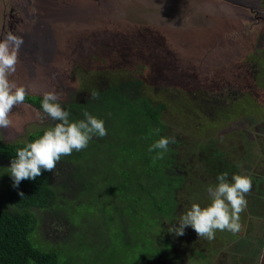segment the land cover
Returning a JSON list of instances; mask_svg holds the SVG:
<instances>
[{
    "label": "rangeland",
    "instance_id": "rangeland-1",
    "mask_svg": "<svg viewBox=\"0 0 264 264\" xmlns=\"http://www.w3.org/2000/svg\"><path fill=\"white\" fill-rule=\"evenodd\" d=\"M17 3L10 0L0 8V39L8 31L24 39L10 81L25 86L26 96L43 99L54 91L63 109L87 101L94 90L142 82L138 93L164 105L166 135L175 137L180 160L188 161L195 176L191 190L185 184L179 194L186 211L194 203L202 208L211 203L207 189L218 183L208 170L211 153L227 157L230 181L242 172L261 175L252 180L239 233L216 230L209 241L189 226L176 236L169 228L178 227L179 212L155 237L156 247L174 245V254L161 256L159 264H257L264 248V0H27L22 10ZM36 106H14L12 125L0 129V140L25 143L58 123L43 112L42 102ZM10 165L0 160L3 180L10 175L3 167ZM68 171L67 165L56 164L55 187L63 185ZM101 177L95 191L90 185L82 191L72 186L69 195L59 191L66 211L44 217L42 234L57 245L43 247L57 251L61 264L133 262L131 249H123L121 219L115 225L108 220V226L104 214L99 220L109 192L108 175Z\"/></svg>",
    "mask_w": 264,
    "mask_h": 264
},
{
    "label": "trees",
    "instance_id": "trees-1",
    "mask_svg": "<svg viewBox=\"0 0 264 264\" xmlns=\"http://www.w3.org/2000/svg\"><path fill=\"white\" fill-rule=\"evenodd\" d=\"M141 85L142 82L134 81L109 86L102 91L95 90L99 93L97 99L72 103L65 109L70 112L69 119L72 121L84 119L85 111L102 119L107 135L103 138L94 136L85 149L73 150L71 155L61 156L57 163L67 165L69 171L60 188L54 186L53 171L43 169L39 177L23 180L18 188L13 187L11 175L7 180L0 177L3 183L0 191V264H61L62 257L57 251L43 247L57 245L50 243L42 234L44 217L53 210L66 211L67 207L61 204L64 198L59 191H66L69 195L68 190L71 191L72 186L82 191V187L88 185L95 191L97 184L103 181L101 175H108L107 183L106 179L104 181L109 192L106 202L100 207L99 220L103 221L100 215L104 214V222L108 226V220L115 225L117 218L121 219V230L126 242L123 249H131L132 264H154L155 261L159 264L161 256L174 254L173 244L164 242L162 248H159L155 246L154 240L157 235L164 233L165 221L172 222L179 216V212L186 213V208L181 207L183 201L179 194L185 184L190 191L196 180L194 174L189 172L190 168L186 164L188 161L180 160V147L176 143L169 145L163 159L154 161L157 153L148 149L161 136H167L168 127L162 118L164 105L154 104L138 93ZM130 88L136 89L135 93ZM42 100L26 98L27 102L35 105ZM47 129L31 134L25 143L0 140V160L11 162L16 158L17 149L34 142ZM154 129H159L160 134L156 135ZM211 155V158H207L210 173L218 177L227 172L230 176V162L224 153L217 151ZM99 164L100 168L96 167ZM78 169L82 170L79 172V184L75 181L79 173L71 177L72 172ZM99 170L102 171L101 175H98ZM254 179L261 180V175ZM74 197L73 205H78L79 198ZM64 202L69 204V201ZM66 218L69 219L67 213ZM84 224L85 221L78 226L83 228ZM73 227H76L75 224ZM77 235L82 236L80 233ZM134 244H137L136 248Z\"/></svg>",
    "mask_w": 264,
    "mask_h": 264
},
{
    "label": "clouds",
    "instance_id": "clouds-1",
    "mask_svg": "<svg viewBox=\"0 0 264 264\" xmlns=\"http://www.w3.org/2000/svg\"><path fill=\"white\" fill-rule=\"evenodd\" d=\"M23 44V37L13 31H8L0 39V129L12 125L10 113L14 106L23 104L28 94L25 86H18L9 79V75L16 71ZM90 95L92 99L99 97L95 90ZM59 99L54 91L43 94V112L59 122L45 130L34 142L17 149L16 158L11 161L9 168L14 188H18L23 180H35L42 174V169L53 171L61 156L71 155L73 150L85 149L94 136L103 138L107 135L105 122L87 111L83 113L84 119L70 120V112L61 107ZM153 132L160 134L159 129ZM176 142L174 136H161L148 150L157 153L154 161L160 160L169 150V145ZM217 181L215 186L207 189L211 203L203 208L197 203L192 204L179 218L178 227L173 225L169 232L183 236L185 229L191 226L199 237L211 241L215 239L216 230H227L233 234L242 230L240 214L247 208L246 196L252 189L251 174H233L230 181L228 173L224 172L218 175ZM20 195L23 196V193ZM257 264H264V252L258 257Z\"/></svg>",
    "mask_w": 264,
    "mask_h": 264
},
{
    "label": "flooded vegetation",
    "instance_id": "flooded-vegetation-1",
    "mask_svg": "<svg viewBox=\"0 0 264 264\" xmlns=\"http://www.w3.org/2000/svg\"><path fill=\"white\" fill-rule=\"evenodd\" d=\"M16 1V0H15ZM26 1L27 0H18V6H19V8H20V10H22L23 8H24V6H25V4H26ZM2 2H3V0H2ZM10 2V0H5V3H6V5L8 4ZM5 3L4 4H2V5H0V8H4V5H5ZM13 8H17L18 9V7L16 6V5H11ZM19 10V9H18ZM0 11H1V9H0ZM7 13H10V11H8ZM6 13V14H7ZM261 20V19H260ZM27 97H34V98H39V97H36V96H33V95H30V96H26V98ZM26 98H25V101L24 102H26V103H28V104H30V105H32V106H34V107H37L35 104H32V103H29V102H27L26 101ZM91 98V97H90ZM89 98V99H90ZM88 100V99H87ZM78 102H83V101H77V102H75V103H78ZM86 102V101H85ZM40 103V102H39ZM37 105H39V104H37ZM67 108V107H66ZM64 110H65V107H64Z\"/></svg>",
    "mask_w": 264,
    "mask_h": 264
},
{
    "label": "water",
    "instance_id": "water-1",
    "mask_svg": "<svg viewBox=\"0 0 264 264\" xmlns=\"http://www.w3.org/2000/svg\"><path fill=\"white\" fill-rule=\"evenodd\" d=\"M263 252H264V248H263Z\"/></svg>",
    "mask_w": 264,
    "mask_h": 264
}]
</instances>
